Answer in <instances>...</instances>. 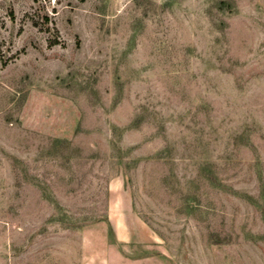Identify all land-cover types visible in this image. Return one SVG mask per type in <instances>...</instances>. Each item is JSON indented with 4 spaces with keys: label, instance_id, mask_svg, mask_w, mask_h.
<instances>
[{
    "label": "rangeland",
    "instance_id": "obj_1",
    "mask_svg": "<svg viewBox=\"0 0 264 264\" xmlns=\"http://www.w3.org/2000/svg\"><path fill=\"white\" fill-rule=\"evenodd\" d=\"M0 264H264V0H0Z\"/></svg>",
    "mask_w": 264,
    "mask_h": 264
},
{
    "label": "trees",
    "instance_id": "obj_2",
    "mask_svg": "<svg viewBox=\"0 0 264 264\" xmlns=\"http://www.w3.org/2000/svg\"><path fill=\"white\" fill-rule=\"evenodd\" d=\"M11 14H12V16H13V11H12V10H11ZM55 43H57L56 40H50V44H55Z\"/></svg>",
    "mask_w": 264,
    "mask_h": 264
}]
</instances>
